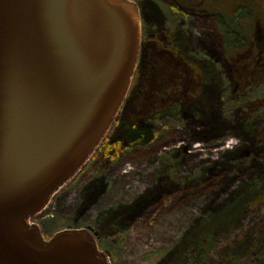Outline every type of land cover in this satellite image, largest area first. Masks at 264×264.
<instances>
[{
    "label": "rangeland",
    "instance_id": "rangeland-1",
    "mask_svg": "<svg viewBox=\"0 0 264 264\" xmlns=\"http://www.w3.org/2000/svg\"><path fill=\"white\" fill-rule=\"evenodd\" d=\"M129 1L143 34L106 137L121 149H98L29 223L47 240L90 228L109 264H264V79L235 66H250L251 19L240 36L223 19L233 0ZM127 123L156 138L126 140Z\"/></svg>",
    "mask_w": 264,
    "mask_h": 264
},
{
    "label": "water",
    "instance_id": "water-1",
    "mask_svg": "<svg viewBox=\"0 0 264 264\" xmlns=\"http://www.w3.org/2000/svg\"><path fill=\"white\" fill-rule=\"evenodd\" d=\"M142 34L129 0H0V264H109L90 228L29 219L106 138Z\"/></svg>",
    "mask_w": 264,
    "mask_h": 264
},
{
    "label": "trees",
    "instance_id": "trees-1",
    "mask_svg": "<svg viewBox=\"0 0 264 264\" xmlns=\"http://www.w3.org/2000/svg\"><path fill=\"white\" fill-rule=\"evenodd\" d=\"M231 8L232 11L225 15L224 13L226 12L223 11V19L231 23L235 32L240 34V36L242 35V33L239 32L242 30V21L245 18H250L252 22L251 25L249 24L252 34L249 37L243 35V39L241 40L242 42H239V44L241 43L240 45L247 44L248 48L243 50V52L247 51L248 49L250 50L249 47L251 46L250 42L252 40L254 41L255 45V51L251 53L250 57L252 58L250 61V66H245L238 69H242L244 74H246L245 76H251V78L255 77V81L264 79V0H233ZM228 39L230 41L234 40L231 37H228L227 40ZM233 43H236V41H233ZM232 47L233 44L230 45L228 49ZM238 48L236 49V52L238 51ZM249 50L245 54H248ZM230 54L233 56L235 51L231 52ZM165 91L168 92V88ZM122 132L126 140L135 143L150 144L156 138V133L154 130L151 127L144 126L142 124H124ZM118 144L119 143H112L106 138L100 145L99 149L103 151L105 150L107 155H111L121 149ZM258 178H249L246 181V184L249 186L253 185L254 181L259 180ZM260 202L261 198L258 197V199L256 198L255 202L253 203L259 205Z\"/></svg>",
    "mask_w": 264,
    "mask_h": 264
},
{
    "label": "flooded vegetation",
    "instance_id": "flooded-vegetation-1",
    "mask_svg": "<svg viewBox=\"0 0 264 264\" xmlns=\"http://www.w3.org/2000/svg\"><path fill=\"white\" fill-rule=\"evenodd\" d=\"M241 62H242V59H241ZM237 63H235V66H236V68L238 69V68H241V66H238V65H236ZM136 84H135V82H134V84L132 85V86H135ZM131 92H132V89H131Z\"/></svg>",
    "mask_w": 264,
    "mask_h": 264
},
{
    "label": "bare ground",
    "instance_id": "bare-ground-1",
    "mask_svg": "<svg viewBox=\"0 0 264 264\" xmlns=\"http://www.w3.org/2000/svg\"><path fill=\"white\" fill-rule=\"evenodd\" d=\"M45 209H46V208H45ZM45 209H43L42 211H44ZM42 211H38L37 214L40 213V212H42Z\"/></svg>",
    "mask_w": 264,
    "mask_h": 264
}]
</instances>
